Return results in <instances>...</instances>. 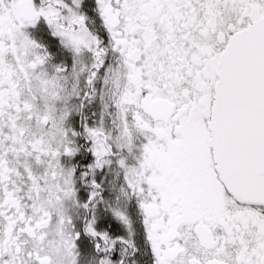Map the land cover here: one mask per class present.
I'll list each match as a JSON object with an SVG mask.
<instances>
[{
	"label": "flooded vegetation",
	"instance_id": "1",
	"mask_svg": "<svg viewBox=\"0 0 264 264\" xmlns=\"http://www.w3.org/2000/svg\"><path fill=\"white\" fill-rule=\"evenodd\" d=\"M262 19L0 0V264H264V204L227 191L208 130L220 55Z\"/></svg>",
	"mask_w": 264,
	"mask_h": 264
},
{
	"label": "water",
	"instance_id": "2",
	"mask_svg": "<svg viewBox=\"0 0 264 264\" xmlns=\"http://www.w3.org/2000/svg\"><path fill=\"white\" fill-rule=\"evenodd\" d=\"M210 146L227 191L264 204V19L229 40L221 53Z\"/></svg>",
	"mask_w": 264,
	"mask_h": 264
},
{
	"label": "rangeland",
	"instance_id": "3",
	"mask_svg": "<svg viewBox=\"0 0 264 264\" xmlns=\"http://www.w3.org/2000/svg\"><path fill=\"white\" fill-rule=\"evenodd\" d=\"M107 137H110L109 135H106Z\"/></svg>",
	"mask_w": 264,
	"mask_h": 264
}]
</instances>
